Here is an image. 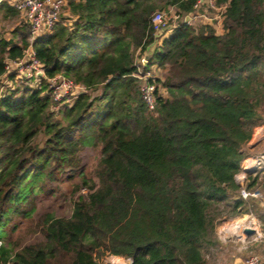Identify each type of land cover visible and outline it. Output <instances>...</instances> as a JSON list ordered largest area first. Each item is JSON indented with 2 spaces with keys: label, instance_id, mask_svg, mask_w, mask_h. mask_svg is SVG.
<instances>
[{
  "label": "trees",
  "instance_id": "obj_1",
  "mask_svg": "<svg viewBox=\"0 0 264 264\" xmlns=\"http://www.w3.org/2000/svg\"><path fill=\"white\" fill-rule=\"evenodd\" d=\"M196 1L71 0L72 26L33 39L22 21L0 36V77L7 59L32 47L48 76L90 89L59 111L48 93L17 82L0 98V264H107L109 255L208 264L213 208L250 212L255 201L239 197L236 175L264 122V0H217L226 5L220 27L183 21L148 54L155 12L193 16ZM0 11L21 18L7 0ZM138 52L149 57L143 69L167 70L155 112L135 76ZM88 146H101L98 184L83 174L89 193L71 217L45 213L35 223L44 239L16 242L18 219L31 217L45 182L79 168Z\"/></svg>",
  "mask_w": 264,
  "mask_h": 264
},
{
  "label": "built area",
  "instance_id": "obj_2",
  "mask_svg": "<svg viewBox=\"0 0 264 264\" xmlns=\"http://www.w3.org/2000/svg\"><path fill=\"white\" fill-rule=\"evenodd\" d=\"M3 0H0V2ZM71 0H7V2L15 7L21 14L24 23L31 28L32 38L48 35L54 32L56 26L60 23L72 26L76 19L70 12L69 3ZM195 12L200 14H191L183 16L174 7L169 10H158L152 17V25L157 35L163 32L171 33L181 22L191 23L195 18L202 17L218 20L221 25L224 20L226 5L219 6L217 0H197ZM222 10L219 16L211 17L205 13V10L214 11ZM198 11V12H197ZM168 14H171L170 16ZM66 16L65 19L63 17ZM221 22H220V21ZM167 34V35H168ZM166 35V36H167ZM145 57V58H143ZM148 55L142 56V62L137 59L138 71L135 76L142 80L141 90L143 98L148 107L155 112L158 98L166 96L165 88L157 84L158 77L152 69L145 70L147 67ZM47 67L35 55L32 47H30L25 56L21 59H7L5 73L0 77V84L4 87L0 90V98L5 95L8 88H14L15 82L25 84L35 89L43 90L48 93L53 101V110L59 111L64 105L72 104L82 94L90 93V89L84 84L77 83L74 79L57 74L53 77L47 75ZM264 172V153L256 157L245 158L241 163V171L236 175V181L240 185L239 197L249 200L251 198L261 199L264 206V194L259 188H249L247 180L250 175L258 176ZM255 227V223L248 222L244 227ZM263 238L260 233L256 234V239ZM1 247V243H0ZM244 264H264V253L262 255H251L244 260Z\"/></svg>",
  "mask_w": 264,
  "mask_h": 264
},
{
  "label": "rangeland",
  "instance_id": "obj_3",
  "mask_svg": "<svg viewBox=\"0 0 264 264\" xmlns=\"http://www.w3.org/2000/svg\"><path fill=\"white\" fill-rule=\"evenodd\" d=\"M2 2V1H1ZM172 8V7H170ZM169 10V9H167ZM222 10L210 11L205 10L206 15L215 17L221 14ZM169 16L171 14H168ZM66 16L63 17L65 19ZM217 20V18H216ZM23 20L16 19L14 17H7L3 11H0V36L7 39L11 38L12 31ZM203 18L199 17L193 20V23H201ZM220 21V20H219ZM24 22V21H23ZM221 22V21H220ZM168 33L163 32L162 35H158L157 42L152 45L151 49L161 46L164 38ZM170 34V33H169ZM151 54V51L149 50ZM141 52L137 53L138 59L142 62ZM145 58V57H143ZM146 59V58H145ZM154 73L158 77H165L167 70L154 68ZM4 85L0 84V90ZM99 94V90L93 91L92 95ZM41 138V137H40ZM102 156L101 146H88L80 153L81 164L79 168L69 169L64 172L60 180L46 181L45 191L40 193L35 199V208L31 212V217L26 219H18V227L14 229V240L21 244H31L37 241L43 240L44 236L36 230L35 223L45 213H51L56 217H71L75 202L81 198H86L89 190L84 184L83 174L89 183L98 184L99 179L96 175L98 163ZM262 180H264V172H262ZM232 201V200H230ZM229 201V202H230ZM243 214L238 216H231L230 211L226 203H222L215 206L211 211V216L214 217L215 229L211 234L212 244L205 247L203 254L208 264H236L241 259L244 261L247 255H252L255 251V247L251 245V248H241V246H247V244L241 243L240 237L235 233H228L229 229L226 227L232 220L240 218ZM234 222V221H233ZM225 228V231L223 229ZM5 243V239H0ZM2 244V242H0ZM242 244V245H241ZM252 251V252H250ZM247 252V253H246ZM246 254V255H245ZM115 255H109L104 258L107 264H131V258H125L119 256L120 261H116ZM10 264V263H8Z\"/></svg>",
  "mask_w": 264,
  "mask_h": 264
},
{
  "label": "crops",
  "instance_id": "obj_4",
  "mask_svg": "<svg viewBox=\"0 0 264 264\" xmlns=\"http://www.w3.org/2000/svg\"><path fill=\"white\" fill-rule=\"evenodd\" d=\"M220 26L221 25H219V27ZM151 47L149 48V50L152 53L156 49L157 46L155 47L154 50H152ZM149 50H148V54H150ZM244 150L246 152V157L245 158L256 157V156L261 155V154L264 153V122L254 129L253 137L248 142V144L246 145ZM258 176H260L259 180L256 183V185L254 187H252V189L253 188H259L264 194V180H262V173L260 172ZM254 178H255L254 175H250L249 176V178L247 180L248 186H249V184L252 182V180ZM247 201H250V202H252V201L254 202L255 201V202L250 207V212L249 213H243V215L239 218V219H241L243 221V223L240 226L245 224L246 221H247V223L248 222L255 223L256 234L260 233L263 236V238H260V239L257 240L256 239V234H254L253 236H246L244 234V232H243V228H244V226L247 223L243 226L242 229H240V226H239L238 229H233L231 224H232V222L235 219L232 220L231 223H229L226 226V227L229 226L228 227L229 231L225 232V233L226 234H228V233L238 234V236L240 237L241 243L247 244V246L246 245L245 246H241V248H243V249L244 248L245 249L248 248V244H249V247L251 248V245H253L255 247V251H254V253L252 255H255V254L256 255H262L264 253V206H263V202H262L261 199H258V198H251V199H249ZM223 231H225V228L223 229ZM250 252H252V251H250ZM249 256H251V255H249ZM249 256L247 255V257H249Z\"/></svg>",
  "mask_w": 264,
  "mask_h": 264
},
{
  "label": "water",
  "instance_id": "obj_5",
  "mask_svg": "<svg viewBox=\"0 0 264 264\" xmlns=\"http://www.w3.org/2000/svg\"><path fill=\"white\" fill-rule=\"evenodd\" d=\"M243 232L246 236H253L254 234H256V230L253 227L250 226H246L243 228ZM236 264H244V261L241 259L238 263Z\"/></svg>",
  "mask_w": 264,
  "mask_h": 264
},
{
  "label": "bare ground",
  "instance_id": "obj_6",
  "mask_svg": "<svg viewBox=\"0 0 264 264\" xmlns=\"http://www.w3.org/2000/svg\"><path fill=\"white\" fill-rule=\"evenodd\" d=\"M249 218V217H248ZM243 223V221L241 220V219H235L234 220V222H232V224H231V226H232V228L233 229H238L239 228V226L241 225ZM247 223V221L245 222V224ZM245 224H243L242 226H240V229H242L243 228V226L245 225ZM116 259V261H120V259L118 258V257H116L115 258ZM121 262V261H120Z\"/></svg>",
  "mask_w": 264,
  "mask_h": 264
}]
</instances>
